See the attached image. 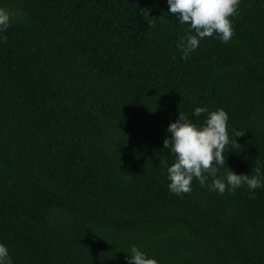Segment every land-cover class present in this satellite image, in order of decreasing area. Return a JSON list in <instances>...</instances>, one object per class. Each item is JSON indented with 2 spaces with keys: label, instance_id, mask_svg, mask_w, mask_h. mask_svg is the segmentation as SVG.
Returning a JSON list of instances; mask_svg holds the SVG:
<instances>
[{
  "label": "trees",
  "instance_id": "16d2710c",
  "mask_svg": "<svg viewBox=\"0 0 264 264\" xmlns=\"http://www.w3.org/2000/svg\"><path fill=\"white\" fill-rule=\"evenodd\" d=\"M0 242L13 264H264V187L168 188L162 145L179 112L222 107L225 165L264 173V0H240L227 43L166 0H0ZM209 176L206 183L211 182Z\"/></svg>",
  "mask_w": 264,
  "mask_h": 264
},
{
  "label": "clouds",
  "instance_id": "9594fccd",
  "mask_svg": "<svg viewBox=\"0 0 264 264\" xmlns=\"http://www.w3.org/2000/svg\"><path fill=\"white\" fill-rule=\"evenodd\" d=\"M168 12L177 17V23L187 24L188 29L178 38L176 47L181 51V58H190L200 40L214 36L222 43H227L233 36L234 29L230 17L237 15L240 0H166ZM13 20H19L18 13L0 7V41L6 40L5 30ZM207 113L202 123L193 122L183 113L170 121L165 129L170 136H165L163 147L173 154L171 163L164 162V171L168 180L167 188L171 193L180 195L190 192L191 181L195 177L202 187L223 193L225 187L234 190L241 185L248 189L264 187V173L259 167L254 175L237 173L226 166L225 174L217 176L218 165H225V146L231 142L232 150L239 151L241 145L234 137L242 133L236 131L229 138L227 131L228 114L222 107L209 110L206 106H196L193 116ZM209 176L212 177L210 183ZM125 260L128 264H160L153 256L145 253L137 245L129 246ZM0 264H13L8 246L0 242Z\"/></svg>",
  "mask_w": 264,
  "mask_h": 264
}]
</instances>
